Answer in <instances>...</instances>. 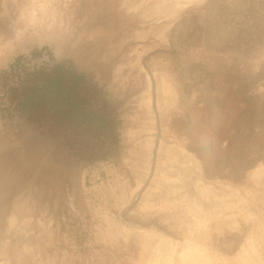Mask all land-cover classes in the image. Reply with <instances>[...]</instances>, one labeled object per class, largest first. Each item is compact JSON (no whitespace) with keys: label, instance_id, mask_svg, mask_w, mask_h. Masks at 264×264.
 <instances>
[{"label":"rangeland","instance_id":"obj_1","mask_svg":"<svg viewBox=\"0 0 264 264\" xmlns=\"http://www.w3.org/2000/svg\"><path fill=\"white\" fill-rule=\"evenodd\" d=\"M59 63L116 112L109 159L12 102ZM198 242V264H264V0H0V264H179Z\"/></svg>","mask_w":264,"mask_h":264},{"label":"trees","instance_id":"obj_2","mask_svg":"<svg viewBox=\"0 0 264 264\" xmlns=\"http://www.w3.org/2000/svg\"><path fill=\"white\" fill-rule=\"evenodd\" d=\"M11 100L27 118L48 131L80 134L70 148L83 160H107L120 146V120L87 76L59 63L31 73L26 83L11 91Z\"/></svg>","mask_w":264,"mask_h":264},{"label":"bare ground","instance_id":"obj_3","mask_svg":"<svg viewBox=\"0 0 264 264\" xmlns=\"http://www.w3.org/2000/svg\"><path fill=\"white\" fill-rule=\"evenodd\" d=\"M163 80H164V84H166V86H167L165 91H167V93L170 96V102H173L174 101L173 98H174V93L175 92H174V90L172 89V86H171V79L169 78V76H165L163 78ZM198 224L201 226L200 223H198ZM200 226H199V228H200ZM202 251H204V250H203V247H202L201 243L200 242L196 243L192 247V249L190 251L187 250V252L185 254L180 256L179 264H198L197 258H195L194 255H196V254H198L199 252H202ZM168 259H165L164 264H170V259L169 260ZM150 260H151V258H150ZM148 262L155 263V261H153V260L148 261Z\"/></svg>","mask_w":264,"mask_h":264}]
</instances>
